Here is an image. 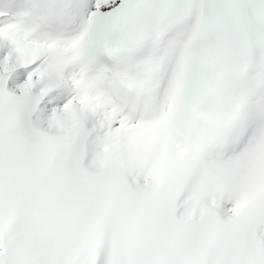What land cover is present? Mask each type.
I'll return each mask as SVG.
<instances>
[{
	"label": "snow or ice",
	"instance_id": "snow-or-ice-1",
	"mask_svg": "<svg viewBox=\"0 0 264 264\" xmlns=\"http://www.w3.org/2000/svg\"><path fill=\"white\" fill-rule=\"evenodd\" d=\"M0 264H264V0H0Z\"/></svg>",
	"mask_w": 264,
	"mask_h": 264
}]
</instances>
